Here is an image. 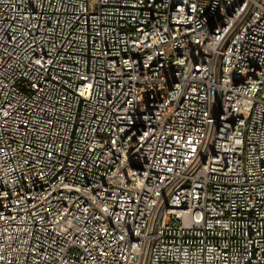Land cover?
Masks as SVG:
<instances>
[{"label":"built area","instance_id":"built-area-1","mask_svg":"<svg viewBox=\"0 0 264 264\" xmlns=\"http://www.w3.org/2000/svg\"><path fill=\"white\" fill-rule=\"evenodd\" d=\"M0 264H264V0H0Z\"/></svg>","mask_w":264,"mask_h":264}]
</instances>
